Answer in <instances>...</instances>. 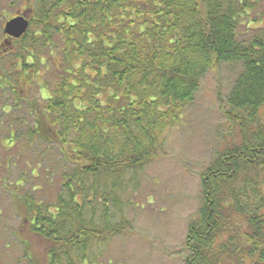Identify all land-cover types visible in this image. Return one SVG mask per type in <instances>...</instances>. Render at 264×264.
Returning <instances> with one entry per match:
<instances>
[{"label":"trees","instance_id":"16d2710c","mask_svg":"<svg viewBox=\"0 0 264 264\" xmlns=\"http://www.w3.org/2000/svg\"><path fill=\"white\" fill-rule=\"evenodd\" d=\"M17 1L31 26L0 47V86L16 99L0 109L26 105L32 120H12L0 141V185L11 191L12 168L23 171L10 203L45 243V264H104L163 135L222 64L242 68L186 264H264V0ZM51 63L54 88L32 103V76ZM25 157L31 178L14 162Z\"/></svg>","mask_w":264,"mask_h":264},{"label":"rangeland","instance_id":"374dc122","mask_svg":"<svg viewBox=\"0 0 264 264\" xmlns=\"http://www.w3.org/2000/svg\"><path fill=\"white\" fill-rule=\"evenodd\" d=\"M22 4L17 0H0V47L5 46V23L26 8L27 4ZM248 36L252 33L248 32ZM53 67L51 63L48 70L42 67L38 75L32 76L29 101L39 103L50 96L57 77ZM241 68L222 64L202 79L194 102L186 109L180 124L163 135V151L158 159L146 166L142 187L126 212L130 228L111 243L102 260L104 264H186L190 256L188 227L198 220L204 207L202 176L221 149L228 131L223 108ZM4 89L0 86V108L6 104L14 106L16 99ZM30 112L26 105L21 111L11 110L9 114L0 109V141L9 137L10 128L18 127L12 120H29ZM0 153L4 158L1 147ZM24 160L14 162L30 177L25 165L29 158ZM0 174L6 176L3 170ZM22 175L20 168H12L9 178L12 190ZM32 181L28 184L30 191L40 184ZM53 185L57 187L58 183L54 181ZM42 189L43 194L57 190L48 186ZM11 191L0 185V264H45V243L22 228L25 223L10 203Z\"/></svg>","mask_w":264,"mask_h":264},{"label":"water","instance_id":"95a60500","mask_svg":"<svg viewBox=\"0 0 264 264\" xmlns=\"http://www.w3.org/2000/svg\"><path fill=\"white\" fill-rule=\"evenodd\" d=\"M29 26L31 25L28 20V15L25 13L15 18L9 19L5 23L3 31L4 34L8 37H11L13 39H20L28 31Z\"/></svg>","mask_w":264,"mask_h":264},{"label":"flooded vegetation","instance_id":"af4514ba","mask_svg":"<svg viewBox=\"0 0 264 264\" xmlns=\"http://www.w3.org/2000/svg\"><path fill=\"white\" fill-rule=\"evenodd\" d=\"M25 13L28 15V20L30 21V12H28L27 9H24V10H23L22 12H20V13L18 12L16 15H17V16H20V15H23V14H25ZM17 16H15V17H17ZM13 40H14V39L11 38V37L4 36V42H5V44H7V45L9 44V45L11 46V43L13 42ZM9 45H8V46H9ZM0 54H4V51L1 50V53H0Z\"/></svg>","mask_w":264,"mask_h":264}]
</instances>
